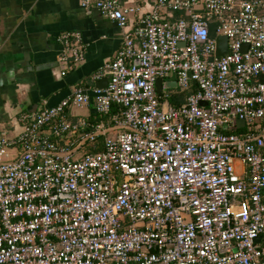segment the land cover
Segmentation results:
<instances>
[{"label":"built area","instance_id":"2783aa9c","mask_svg":"<svg viewBox=\"0 0 264 264\" xmlns=\"http://www.w3.org/2000/svg\"><path fill=\"white\" fill-rule=\"evenodd\" d=\"M81 4L122 44L95 75L105 88L78 85L1 132L0 264H264V0H155L134 29L136 6ZM58 40L61 62L85 59L80 33ZM173 75L196 88L181 105L157 89ZM92 103L114 123L75 157L89 122L67 109Z\"/></svg>","mask_w":264,"mask_h":264},{"label":"crops","instance_id":"0c3cea01","mask_svg":"<svg viewBox=\"0 0 264 264\" xmlns=\"http://www.w3.org/2000/svg\"><path fill=\"white\" fill-rule=\"evenodd\" d=\"M121 2L139 8L128 29L136 28L155 4V0ZM64 32L80 33L86 44L85 59L73 68L60 60L63 46L58 36ZM122 36L115 20L95 8H84L81 0H0V134L4 130L11 136L19 134L17 118L23 111L39 110L45 102L56 105L78 85L95 88L96 82L108 77L95 79L115 57ZM163 80L161 94L169 103L170 96L185 93L178 83L174 85L175 75ZM97 115L92 103L70 107L66 117L73 122L86 118L94 127ZM87 128L76 138L82 140ZM86 142L79 155L91 150Z\"/></svg>","mask_w":264,"mask_h":264},{"label":"trees","instance_id":"16d2710c","mask_svg":"<svg viewBox=\"0 0 264 264\" xmlns=\"http://www.w3.org/2000/svg\"><path fill=\"white\" fill-rule=\"evenodd\" d=\"M178 14V12H176V15ZM179 15H184V13H179ZM211 35H215V28H214V24H211ZM196 91L195 86H193L191 89L184 91L185 93H183V91H180L177 95L175 96H170V102L174 105H181L182 103L186 102L188 95H190L192 92ZM174 97V98H173ZM98 114V113H97ZM116 114V110H113V112L108 115V116H103L98 114L96 117V121L94 125H98L100 124L102 121L108 124H112L114 123L113 121V116ZM89 122V121H88ZM93 125V123L91 122L89 124V127L86 129L87 132H92L94 130V127H91ZM244 130V129H243ZM241 130V132L243 131ZM245 131V130H244ZM105 135H96L94 140L92 142H90L89 140L85 143L86 146H88L89 148H91L90 151L87 152H94V151H98L101 150L103 148V144H104V140H105Z\"/></svg>","mask_w":264,"mask_h":264},{"label":"water","instance_id":"95a60500","mask_svg":"<svg viewBox=\"0 0 264 264\" xmlns=\"http://www.w3.org/2000/svg\"><path fill=\"white\" fill-rule=\"evenodd\" d=\"M246 50V46L244 47V51ZM229 51L228 49V37L225 35H220L217 37V55L222 56L226 54ZM108 77L103 78L102 80H99L96 82V88H105L108 84ZM163 78H159L156 82L157 89L159 93H162V85H163ZM175 86L177 85V82H174ZM113 128L108 129L107 131L111 130ZM106 131V132H107ZM104 132L98 133L99 135H102ZM86 141V139L82 140L80 146ZM78 146V148L80 147Z\"/></svg>","mask_w":264,"mask_h":264},{"label":"rangeland","instance_id":"374dc122","mask_svg":"<svg viewBox=\"0 0 264 264\" xmlns=\"http://www.w3.org/2000/svg\"><path fill=\"white\" fill-rule=\"evenodd\" d=\"M116 132H117V130L111 131V132L108 133V135H110V136H111V135H114ZM82 150H83V149H79V150H77V152L75 153V157H79V154L82 152ZM11 152L14 153V151H12V150H11ZM85 152H87V151H85Z\"/></svg>","mask_w":264,"mask_h":264}]
</instances>
